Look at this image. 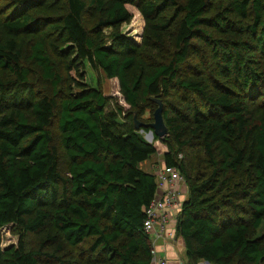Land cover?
<instances>
[{
    "label": "trees",
    "instance_id": "trees-1",
    "mask_svg": "<svg viewBox=\"0 0 264 264\" xmlns=\"http://www.w3.org/2000/svg\"><path fill=\"white\" fill-rule=\"evenodd\" d=\"M127 5L140 44L120 30ZM85 63L126 109L82 82ZM152 98L187 187L174 232L188 264H264V0H0V230L18 233L0 264H149L156 178L140 164L156 149L132 117Z\"/></svg>",
    "mask_w": 264,
    "mask_h": 264
},
{
    "label": "rangeland",
    "instance_id": "rangeland-1",
    "mask_svg": "<svg viewBox=\"0 0 264 264\" xmlns=\"http://www.w3.org/2000/svg\"><path fill=\"white\" fill-rule=\"evenodd\" d=\"M127 8L131 12V18L128 22H125L121 25L120 30L122 31V33L130 37L134 42L140 44L143 39L144 25H145L144 20L142 19L139 10L135 6L127 5ZM27 38L28 37H26V39ZM54 61L58 62L57 59ZM25 64L31 67L32 70L31 80L33 81V83L38 87H40L43 91L47 92L49 90L48 82L41 78L40 70L29 61H26ZM58 70L60 71L62 76L65 74L64 70L61 67H59ZM70 75L76 77L73 74V72H70ZM82 82H84L87 86L99 88L103 92V94L110 96L112 99H114V101L122 105L123 109H126L128 107L122 100L121 94L118 89L117 80L108 79L102 70L92 69L87 63H85ZM71 87H73V85ZM152 113L153 110L148 108L144 109L140 113V115H138L137 119L145 123H150L153 121ZM53 133H54V142L55 144L58 145L59 144L58 133L56 127L54 126H53ZM140 133L144 136V138L147 141L152 143L156 149V152L152 156H150L145 162L141 163L140 167L142 169L150 168V171L153 174H155L156 171L162 168V166L164 165L163 154L166 152L167 147L160 140H154V137L152 135L149 136L148 131L140 130ZM57 147L60 150V146L58 145ZM182 157H183L182 154L178 155V159H181ZM61 159L63 161L62 154H61ZM11 226L12 225H6L0 230L1 248H5L11 245H16L18 241V233ZM50 232L55 233V230L53 228H50ZM255 233L257 235L264 236V221L261 227L255 231ZM45 237H46V232L40 234H28L24 239V244L27 248L35 249L38 247L40 242L45 239ZM84 247L85 245H81V248ZM47 249H48L47 251H50L52 249V246H49ZM65 250H68V248H66Z\"/></svg>",
    "mask_w": 264,
    "mask_h": 264
},
{
    "label": "built area",
    "instance_id": "built-area-1",
    "mask_svg": "<svg viewBox=\"0 0 264 264\" xmlns=\"http://www.w3.org/2000/svg\"><path fill=\"white\" fill-rule=\"evenodd\" d=\"M156 195L143 209V231L149 237H174V229L167 230L173 216H176L181 205L179 186L184 182L179 170L173 166L163 165L156 171ZM157 228V230H156ZM149 264H169L167 260L157 258L151 245Z\"/></svg>",
    "mask_w": 264,
    "mask_h": 264
},
{
    "label": "crops",
    "instance_id": "crops-1",
    "mask_svg": "<svg viewBox=\"0 0 264 264\" xmlns=\"http://www.w3.org/2000/svg\"><path fill=\"white\" fill-rule=\"evenodd\" d=\"M143 170L147 172H151L150 168ZM179 195L181 202L187 197V187L185 183H182L179 186ZM174 226H175V216H173V218L171 219L167 230L170 229L173 230ZM150 240H151V245L155 250V255L157 258L165 259L168 261L169 264H188L184 241L180 236H176L175 232L173 238H167L166 236H161L157 238L152 235L150 237ZM198 264H209V263H207L206 261H200Z\"/></svg>",
    "mask_w": 264,
    "mask_h": 264
},
{
    "label": "water",
    "instance_id": "water-1",
    "mask_svg": "<svg viewBox=\"0 0 264 264\" xmlns=\"http://www.w3.org/2000/svg\"><path fill=\"white\" fill-rule=\"evenodd\" d=\"M152 101L157 104L156 108L153 111V121L150 123H144L139 121L135 114H133V123L135 129H139L140 127H149L150 130L148 131L149 136H156L158 138H163L167 135V127L164 123L163 116H162V107L163 104L160 99L152 98ZM149 142V141H148ZM208 263V262H207Z\"/></svg>",
    "mask_w": 264,
    "mask_h": 264
}]
</instances>
